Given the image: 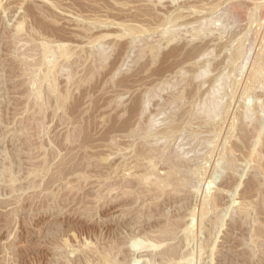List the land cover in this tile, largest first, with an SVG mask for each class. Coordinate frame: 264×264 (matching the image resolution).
<instances>
[{"label": "rangeland", "instance_id": "1", "mask_svg": "<svg viewBox=\"0 0 264 264\" xmlns=\"http://www.w3.org/2000/svg\"><path fill=\"white\" fill-rule=\"evenodd\" d=\"M263 8L0 0V264H264Z\"/></svg>", "mask_w": 264, "mask_h": 264}, {"label": "bare ground", "instance_id": "2", "mask_svg": "<svg viewBox=\"0 0 264 264\" xmlns=\"http://www.w3.org/2000/svg\"><path fill=\"white\" fill-rule=\"evenodd\" d=\"M209 1V0H208ZM230 1V0H229ZM237 1V0H236ZM253 1V0H252ZM220 2V1H219ZM248 2V1H247ZM240 4V3H239ZM242 4V3H241ZM224 5V4H223ZM230 5V4H229ZM228 5V6H229ZM245 4H243V6H244ZM248 5V4H247ZM250 5V4H249ZM227 6V7H228ZM221 7V6H220ZM230 7V6H229ZM250 7H251V5H250ZM235 8V7H234ZM244 8V7H243ZM246 8V7H245ZM252 8V7H251ZM231 9V8H230ZM239 9V8H238ZM237 9V10H238ZM264 9V8H263ZM228 11V10H227ZM244 11V10H243ZM259 11V10H258ZM241 12V11H240ZM237 13V12H236ZM202 14V13H201ZM238 14V13H237ZM242 14V13H241ZM203 15V14H202ZM207 16V15H206ZM210 16V15H209ZM227 16V15H226ZM257 16V15H256ZM229 17V16H228ZM230 17H231V15H230ZM259 17V16H258ZM261 17V16H260ZM207 18V17H206ZM209 18V17H208ZM212 19H213V17H212ZM231 19V18H230ZM249 19V18H248ZM262 20V19H261ZM226 21H228V20H226ZM194 22V21H193ZM245 22V21H244ZM191 23V22H190ZM264 23V22H263ZM194 24V23H193ZM223 24V23H222ZM237 24V23H236ZM190 25V24H189ZM220 25V24H219ZM224 26V25H223ZM263 28V27H262ZM261 28V29H262ZM261 32V31H260ZM264 32V31H263ZM234 35V34H233ZM241 35V34H240ZM261 35H262V33H261ZM239 36V35H238ZM257 40V39H256ZM233 42V41H232ZM228 45V44H227ZM233 45V44H232ZM240 47V46H239ZM238 53V52H237ZM259 57H261V56H259ZM256 58V57H255ZM256 62V61H255ZM245 63V62H244ZM244 67V66H243ZM51 70V69H50ZM264 73V63L262 62V61H260V62H258L257 61V65H256V69L254 70V72H253V76L254 77H257V79H258V76L259 75H261V74H263ZM261 79V78H260ZM260 81V80H259ZM258 84V83H257ZM256 86V85H255ZM259 86V85H258ZM254 87V86H253ZM253 89V88H252ZM218 107V106H217ZM215 109V108H214ZM227 142V141H226ZM210 185V184H209ZM210 186H212V185H210ZM211 189V188H210Z\"/></svg>", "mask_w": 264, "mask_h": 264}]
</instances>
